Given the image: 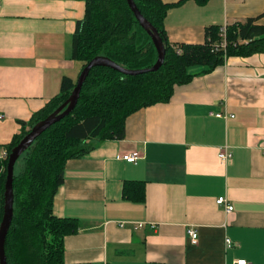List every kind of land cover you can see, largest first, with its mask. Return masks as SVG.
<instances>
[{"label": "crops", "instance_id": "obj_1", "mask_svg": "<svg viewBox=\"0 0 264 264\" xmlns=\"http://www.w3.org/2000/svg\"><path fill=\"white\" fill-rule=\"evenodd\" d=\"M85 13V0H0V146L29 127L64 77L77 82L73 37ZM252 18L264 25V0H186L165 27L173 46L203 44L208 26ZM188 73L169 103L128 117L123 140L93 141L68 162L54 200L57 217L80 225L65 239L67 264H264V54ZM135 151L136 164L122 159ZM127 181L144 182V202L123 198Z\"/></svg>", "mask_w": 264, "mask_h": 264}, {"label": "trees", "instance_id": "obj_2", "mask_svg": "<svg viewBox=\"0 0 264 264\" xmlns=\"http://www.w3.org/2000/svg\"><path fill=\"white\" fill-rule=\"evenodd\" d=\"M141 14L158 30L166 55L157 71L126 75L107 67H94L81 91L74 111L41 134L20 157L14 171V216L5 253L7 264H67L65 239L76 234L78 220L54 214V200L65 181L68 162L81 159L93 149V141L123 140L126 120L137 111L169 103L176 87L188 84L189 68L203 66L207 72L230 57L264 54V25L258 18L226 26L222 48L221 26L206 28L203 44H170L165 19L171 8L186 0L166 4L162 0H134ZM207 5L210 0H194ZM86 13L73 37V59L82 69L96 57H105L127 70L152 68L158 60L151 37L140 26L127 0H85ZM180 50V51H179ZM76 82L64 77L60 93L35 114L5 148L12 150L40 121L55 112L71 95ZM9 157L0 158V225L4 216L5 184ZM20 168L16 171V166ZM123 198L146 199L145 184L127 181Z\"/></svg>", "mask_w": 264, "mask_h": 264}, {"label": "water", "instance_id": "obj_3", "mask_svg": "<svg viewBox=\"0 0 264 264\" xmlns=\"http://www.w3.org/2000/svg\"><path fill=\"white\" fill-rule=\"evenodd\" d=\"M127 1L140 26L151 37L152 42L154 43L158 52V60L152 68L143 69V70H127L125 68H122L121 66H119L118 64H116L115 62H113L108 58L105 57L94 58L81 71L78 80L76 82V86L73 92L71 93L70 97L50 116H48L47 118L36 124L32 128V130L23 138V140L12 150L7 165V178H6L5 195H4L5 196L4 216L0 225V264H7L5 244L14 216V188H13L14 171H15V165L17 161L20 159V157L28 150V148L41 134H43L51 126L58 123L59 121H61L62 119H64L66 116H68L74 111V109L76 108L79 102L83 85L90 71L94 67H99V66L107 67L126 75H137L147 71H157L165 61L166 50L163 40L160 36V33L141 14L134 0H127Z\"/></svg>", "mask_w": 264, "mask_h": 264}, {"label": "built area", "instance_id": "obj_4", "mask_svg": "<svg viewBox=\"0 0 264 264\" xmlns=\"http://www.w3.org/2000/svg\"><path fill=\"white\" fill-rule=\"evenodd\" d=\"M226 33H227V29H226V26L225 27H222L221 28V36L223 37V41L221 43V47L222 48H225L226 47ZM180 51V50H179ZM217 117H225L223 114H217ZM4 116L0 115V119H3ZM8 152L5 148H2L0 146V158L2 160H5L7 159L9 156H8ZM142 157V154L140 152H132V153H129V154H124L122 156V159L124 161H126L127 163H131V164H136L137 161ZM219 159L222 161V162H229L231 159H232V153L228 150L227 147L225 148H221L220 151H219V155H218ZM217 204L219 206H222L225 208L226 212L227 213H230L233 211V207L228 204V200L224 197H221V198H218L217 200ZM144 224H138L136 226V229H139V228H142ZM121 226L123 227L124 224H121ZM189 235L190 237L192 238V240L194 242H197V238H198V234L195 230H189ZM226 245L228 248H231L233 243H232V240L227 238L226 239ZM235 264H250L248 261L246 260H238L237 262H235Z\"/></svg>", "mask_w": 264, "mask_h": 264}, {"label": "rangeland", "instance_id": "obj_5", "mask_svg": "<svg viewBox=\"0 0 264 264\" xmlns=\"http://www.w3.org/2000/svg\"><path fill=\"white\" fill-rule=\"evenodd\" d=\"M20 164H21V163H18V164H17V166H16V171H18V170H19V168H20V167H19V166H20Z\"/></svg>", "mask_w": 264, "mask_h": 264}]
</instances>
